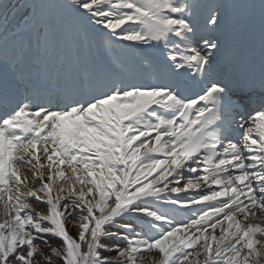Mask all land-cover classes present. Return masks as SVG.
<instances>
[{"label":"snow or ice","instance_id":"snow-or-ice-1","mask_svg":"<svg viewBox=\"0 0 264 264\" xmlns=\"http://www.w3.org/2000/svg\"><path fill=\"white\" fill-rule=\"evenodd\" d=\"M0 105V264H264V0H0Z\"/></svg>","mask_w":264,"mask_h":264},{"label":"rangeland","instance_id":"rangeland-1","mask_svg":"<svg viewBox=\"0 0 264 264\" xmlns=\"http://www.w3.org/2000/svg\"><path fill=\"white\" fill-rule=\"evenodd\" d=\"M77 224H78V222H77ZM73 228L75 229V230H78V226L77 225H74L73 224ZM54 247V246H53Z\"/></svg>","mask_w":264,"mask_h":264}]
</instances>
